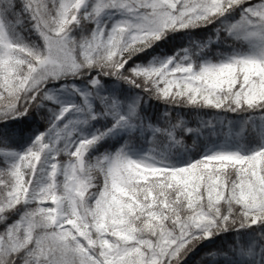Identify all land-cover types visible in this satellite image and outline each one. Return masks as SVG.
<instances>
[{"label":"snow or ice","instance_id":"snow-or-ice-1","mask_svg":"<svg viewBox=\"0 0 264 264\" xmlns=\"http://www.w3.org/2000/svg\"><path fill=\"white\" fill-rule=\"evenodd\" d=\"M236 10L239 18L226 22ZM221 17L218 37L223 31L247 51L213 62L182 49L179 59L125 68L168 30ZM25 22L42 43L25 40ZM82 22L91 29L76 38ZM81 75L90 76L87 89L72 86L81 102L63 106L23 152L9 143L13 130L0 132V264H181L197 243L230 230L233 238L197 264H264V0H0V120L54 100L47 82ZM103 76L168 104L250 115L203 122L219 146L183 166L158 159L155 148L133 158L122 147L89 161L105 136L143 123L139 98L122 111L119 99L96 94ZM70 109L76 118L60 126ZM101 116L111 127L73 139ZM182 123L155 132L180 144L174 129ZM250 137L258 141L251 149L229 147ZM19 205L30 207L8 223Z\"/></svg>","mask_w":264,"mask_h":264},{"label":"rangeland","instance_id":"rangeland-1","mask_svg":"<svg viewBox=\"0 0 264 264\" xmlns=\"http://www.w3.org/2000/svg\"><path fill=\"white\" fill-rule=\"evenodd\" d=\"M105 19L108 18L105 17ZM89 25L90 23L82 22L80 26L74 28L72 34L74 33L79 34L85 32L86 30L90 29ZM37 38L38 39L34 38L29 40L37 44L42 43V41L38 36ZM228 38L230 40L232 39L231 37ZM228 38L227 41H225V38L222 35V33L219 32V37H218V33L215 32L214 38L208 41H195L192 46L185 49H191L195 55V58L198 60H205V58H208L210 60L215 59V61H218L228 56V54H224L221 57L214 58V53L218 54V50H216L215 48H219L220 46L226 45L238 51L248 50L247 44L236 42L233 40L230 41ZM180 55H183V52L181 50L178 51L174 56L177 59H179ZM132 58L133 56L128 61V64L126 65L125 68L130 67L137 63V61L134 59L132 60ZM95 75L96 73L91 74V76H95ZM88 77L90 79V76ZM67 79L68 78L54 80L45 85V88L50 90L51 94L57 100V106L55 107V109H52V113L50 112L45 113L46 105L44 104L43 100L40 103H36L34 101L33 102L34 106L29 108L28 114L12 120L19 122L25 119L26 120L32 119L33 115L36 114L37 121L41 122V127H42L41 132L47 131L50 126V123L54 119V116L63 106L78 104L81 102L82 97L75 92L72 86L75 85V88L81 91L89 87V85H82L81 87H79V83H78V80H80L79 78H70V80ZM95 92L98 96H111L108 94V88L104 89V91H101L99 86L98 88L95 89ZM140 100H142V97H139V101ZM93 107L96 111L99 112L104 111V106L100 103L98 99L93 100ZM127 108L128 107H125L121 103L122 111H127ZM137 113L140 120L143 122L141 126H138L131 131L121 130L113 135L105 136L102 140H100L95 145L90 147L86 158L89 161H94L95 158L104 154L115 153L117 150H119L122 147H125L133 158H140L145 154L149 153L150 149L155 148V151H153L151 154L156 156L158 159H163L166 162L174 164L176 166H183L196 159H199L202 155L206 154L207 152L219 146L215 137H208L207 135L203 134L204 130L201 128V125L203 122L206 121L199 122L198 126H196L195 128V129H200V131H195V133L198 136V141H197L198 146L197 148H193L191 146L189 147L183 144H175L166 134L155 132V129L157 128L165 129V128H169L171 125H175L178 121L176 118L169 117L166 123L162 126L159 123L154 122L151 119V113H147V111L144 110L143 108H140L137 111ZM76 116L77 114L74 112V110L70 109V111L65 115V117L61 121H58L57 123L60 126H62L69 119H75ZM212 120L219 121L216 119H212ZM220 120H225V119H220ZM113 122L114 121L110 116L98 117L97 119L90 121L87 125L78 126V131L74 134L73 139L82 136H91L98 129L103 131L104 129L111 127ZM257 124H259V120H257ZM180 132H181V126L176 127L174 129V135L177 139ZM36 135H34V138L32 137L31 139H29L27 143H23L22 145L15 147L14 149H16L19 152H23L31 145ZM248 139L249 141L247 142L245 140L234 142L230 144L229 147L233 149H237V148L251 149L257 145L258 141L256 139L251 137ZM60 159L67 160V156L62 154L60 156ZM28 207H30V205H22L21 208L22 212H20L19 215L22 214L23 211H25ZM2 230L3 229H1V231ZM202 256H204V254L200 255L198 260L195 258L191 259L189 262L184 260L181 264H194L196 261L197 262L201 261ZM201 264H207V261L205 260L201 262Z\"/></svg>","mask_w":264,"mask_h":264},{"label":"trees","instance_id":"trees-1","mask_svg":"<svg viewBox=\"0 0 264 264\" xmlns=\"http://www.w3.org/2000/svg\"><path fill=\"white\" fill-rule=\"evenodd\" d=\"M251 2H255V0H251ZM227 16L228 19L226 22H234L239 18V10L227 14ZM222 21H225L224 17H221L220 20L213 21L212 23L206 25H199L197 27L182 30H168L160 40L153 42L148 48H145L144 50L133 55L132 60H136L137 63L132 66H135L137 64L146 66L151 63L165 61L168 57H173L178 51L189 48L195 41H208L214 38L215 32L220 29ZM89 28L91 29V24L89 25ZM90 29L86 30L83 33H74L72 35L76 38H79L81 35L88 33ZM21 32L25 40L29 43H32V41L29 39H38L31 28L28 27L27 22H25L24 28L21 29ZM220 33H222L225 41H227V34H225V32L223 31H220ZM215 49L218 50V54L214 53V58L221 57L224 54L231 55L233 51H238L226 45L220 46L219 48ZM205 60L210 59L205 58ZM211 61H215V59ZM96 72L97 70L93 69L91 74H94ZM87 77L88 76L81 75L79 77L69 76L64 78H68L67 80H70V78H79L80 80H78V83L79 87H81L82 85H88L89 77ZM50 82L51 81L47 82L46 84ZM101 83L102 85H100V90L104 91V89L108 88V94L119 99L125 107H128L133 100H137L139 97H142V100L139 101L137 111L140 108H143L147 111V113H151V119L154 122L159 123L162 126L166 123L169 117L176 118L178 121H182L183 123L180 125L181 132L178 135V139L181 141L180 144L189 147L191 146L193 148H197L198 146V136L195 131L187 132V128L195 130L199 122L212 119H225L238 122L250 115V113L236 114L228 112H217L215 109L203 106L168 104L161 99H157L155 96H149L142 89L136 88L134 85L129 84L122 79H116L112 76L101 77ZM48 92L49 94H51L50 90H48ZM43 102L46 105L45 113H52V109H55V107L57 106V100L55 98L54 100L44 99ZM6 127L13 130V134L9 137V143L13 148L18 147L23 143H27V141L34 137V135L39 134L42 129L41 122L37 121L36 114L33 115L32 119H25L19 122L12 120L11 118L7 120H0V132H2ZM245 141L247 142L249 141V139H246ZM17 207L19 211L10 214L8 223H11L13 220L17 219L19 213L22 212V205H19ZM3 228L4 224L0 223V231ZM240 231L243 232L246 230L241 229ZM234 235L235 233L230 230L227 232H221L219 233V235L212 237V242H210L209 240L200 241L196 244L195 248H193L192 251L188 253L184 260H186L187 262L194 258L198 260L200 255L205 254V252L207 251L213 250L223 242L230 241ZM197 250L199 251L197 255H195L194 252ZM194 264H197V261Z\"/></svg>","mask_w":264,"mask_h":264},{"label":"water","instance_id":"water-1","mask_svg":"<svg viewBox=\"0 0 264 264\" xmlns=\"http://www.w3.org/2000/svg\"><path fill=\"white\" fill-rule=\"evenodd\" d=\"M198 251H199V250L195 251L194 254L197 255Z\"/></svg>","mask_w":264,"mask_h":264}]
</instances>
